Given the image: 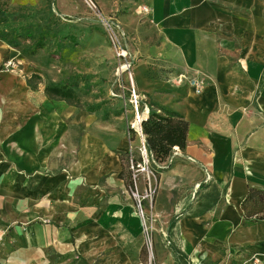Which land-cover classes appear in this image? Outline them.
Returning <instances> with one entry per match:
<instances>
[{"label":"crops","instance_id":"obj_1","mask_svg":"<svg viewBox=\"0 0 264 264\" xmlns=\"http://www.w3.org/2000/svg\"><path fill=\"white\" fill-rule=\"evenodd\" d=\"M140 1L146 25L115 20L133 64L156 62L135 88L188 122L185 147L150 176L152 254L130 192L131 109L110 120L25 78L0 85V264H264V220L241 207L264 188V0ZM128 30L156 36L134 53Z\"/></svg>","mask_w":264,"mask_h":264},{"label":"rangeland","instance_id":"obj_2","mask_svg":"<svg viewBox=\"0 0 264 264\" xmlns=\"http://www.w3.org/2000/svg\"><path fill=\"white\" fill-rule=\"evenodd\" d=\"M91 1L106 18L119 20L120 15L124 14L132 18L127 19L132 26L147 21L141 9L145 5L140 0ZM96 14L89 0H0V30L12 32V35L13 30L30 34L12 36L15 45L0 38V85L4 87L1 91H19L18 82L29 78L35 90L48 98L63 97L53 95L46 87L66 85L71 88L79 108L97 105L96 114H106L110 120L115 118L112 115L123 114L120 98L112 96L110 92L115 78L114 50ZM128 32L131 39L129 44L134 48V53L137 46L145 47L147 39L156 36L153 30ZM141 58L147 59L146 54H142ZM140 62L142 60L137 59L130 68L134 86L143 80L145 71L149 74L154 72L152 64L156 67V62L152 60L147 69ZM127 80L129 77L124 76V85H127ZM116 89L113 86V91ZM4 96H8V93H2ZM161 101L173 104L175 98L169 95L161 98ZM2 102H5V98ZM135 151L137 154V148ZM144 182L142 179L137 180L140 194L144 191ZM151 189L153 197L155 188L152 183ZM147 202L150 200L145 199L142 205ZM151 230L148 225L150 234L157 232ZM147 249L151 255V247L147 245Z\"/></svg>","mask_w":264,"mask_h":264},{"label":"built area","instance_id":"obj_3","mask_svg":"<svg viewBox=\"0 0 264 264\" xmlns=\"http://www.w3.org/2000/svg\"><path fill=\"white\" fill-rule=\"evenodd\" d=\"M89 5L97 13L96 15L99 17L114 50V60L116 66L114 82L111 86L112 88H110L111 95L121 98L123 101V113L126 116L129 109L132 111V118L131 120H128L127 123V136L130 140L136 137L139 146L137 147V154L132 145H129L127 151L128 168L132 184L130 192L135 198L138 213L142 217L147 245L151 247L150 233L148 231V224L144 217L145 213L142 205L145 199H149L151 203L153 193L150 185V176L153 175V170L150 165L151 154L146 148L145 137L141 129V122L149 111V105L148 102L137 92L134 83L132 82L130 68L133 65L134 58L124 43V32L121 31L115 20H112L110 17L106 18L103 16L91 0H89ZM141 9L144 13H148L149 11L146 6ZM124 76L129 77L127 85H124ZM191 85L196 92L201 91V84L199 82L192 80ZM113 86L117 88L114 91ZM140 175H144L146 186L141 194L137 190V180ZM257 262V259L252 257L251 260L248 261V264H257Z\"/></svg>","mask_w":264,"mask_h":264},{"label":"trees","instance_id":"obj_4","mask_svg":"<svg viewBox=\"0 0 264 264\" xmlns=\"http://www.w3.org/2000/svg\"><path fill=\"white\" fill-rule=\"evenodd\" d=\"M3 19L4 17L1 20ZM13 32L14 34L12 35V32L0 30V38L15 45L16 42H14V37L12 36L30 35L28 32H15V30H13ZM27 83L31 88H35L29 78ZM46 90L52 92L53 95L63 97L59 99L66 100L68 103L79 107L77 102H75L76 98L71 88L66 85L48 86ZM148 105L149 111L141 122V129L145 137L146 148L151 154V168L153 171L157 172L168 169L173 164L174 156L172 155L174 147H178L180 150L185 147L188 122L178 112L168 109L165 106L154 102H148ZM97 108V105L89 106L86 110L95 111ZM125 154L126 153L120 154L122 159ZM130 186H132V184H130ZM241 207L246 222H250L252 219L259 221L264 220V188L258 189L250 187L241 203Z\"/></svg>","mask_w":264,"mask_h":264}]
</instances>
